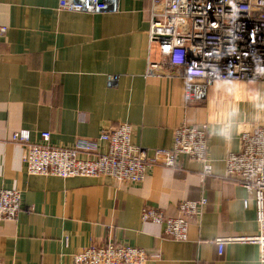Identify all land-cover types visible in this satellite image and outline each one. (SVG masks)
<instances>
[{"label": "crops", "instance_id": "0c3cea01", "mask_svg": "<svg viewBox=\"0 0 264 264\" xmlns=\"http://www.w3.org/2000/svg\"><path fill=\"white\" fill-rule=\"evenodd\" d=\"M150 7L120 0L117 10L92 14L61 9L59 0H0V187L20 190L23 207L0 221V264H73L74 253L108 242L145 248L148 264H264L256 243L221 251L216 243L259 231L251 193L223 176L241 133L264 123V82L218 81L207 100L190 103L184 78L168 73L176 67L149 38ZM150 61L159 63L152 72ZM122 122L148 148L172 147L181 125L207 124L212 172L204 176L203 161L179 155L178 167L156 163L139 183L34 174L24 144L13 140L21 129L36 142L50 131L51 144L71 146ZM202 198L186 239L143 219L146 207L178 217L180 202Z\"/></svg>", "mask_w": 264, "mask_h": 264}, {"label": "built area", "instance_id": "2783aa9c", "mask_svg": "<svg viewBox=\"0 0 264 264\" xmlns=\"http://www.w3.org/2000/svg\"><path fill=\"white\" fill-rule=\"evenodd\" d=\"M120 0H59L65 10L86 13L113 12ZM151 41L161 49L163 63L176 67L172 72L185 80L186 98L203 102L218 81L264 82V0H150ZM159 66L149 62L148 71ZM112 83V81H111ZM207 124L176 128L172 147L148 148L132 140L133 127L127 122L103 129L99 138H79L74 145H53L50 131L41 141L31 139L28 130L13 135L25 146L24 160L29 173L60 177H109L139 183L156 163L178 167L179 155L203 161V175L212 172L207 160ZM240 149L225 158L224 180L243 185L251 193L257 211L259 231L254 235L219 237V251L225 243L247 241L259 245L264 261V123L244 130ZM107 149L101 151L99 142ZM247 202V200H246ZM207 199L179 203L178 217L146 207L143 219L164 225L167 236L183 240L188 236L189 218L199 215ZM22 207L18 189L0 187V221L17 219ZM149 252L140 246L108 242L90 245L74 253L73 264H148Z\"/></svg>", "mask_w": 264, "mask_h": 264}, {"label": "rangeland", "instance_id": "374dc122", "mask_svg": "<svg viewBox=\"0 0 264 264\" xmlns=\"http://www.w3.org/2000/svg\"><path fill=\"white\" fill-rule=\"evenodd\" d=\"M228 81H230V82H228ZM228 81H223V83H224V87L225 86H228L229 84H231L232 85V87L234 88H236V86L238 87V86H241V85H243V82H253V81H243V82H239V81H234V80H228ZM256 82H260V81H256ZM222 83V84H223Z\"/></svg>", "mask_w": 264, "mask_h": 264}]
</instances>
